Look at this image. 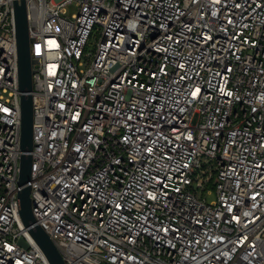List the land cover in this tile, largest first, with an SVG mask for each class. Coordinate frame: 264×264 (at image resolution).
Wrapping results in <instances>:
<instances>
[{"label":"built area","instance_id":"1","mask_svg":"<svg viewBox=\"0 0 264 264\" xmlns=\"http://www.w3.org/2000/svg\"><path fill=\"white\" fill-rule=\"evenodd\" d=\"M26 1L32 207L64 262L264 264V0ZM20 136L0 0V264H50Z\"/></svg>","mask_w":264,"mask_h":264},{"label":"water","instance_id":"2","mask_svg":"<svg viewBox=\"0 0 264 264\" xmlns=\"http://www.w3.org/2000/svg\"><path fill=\"white\" fill-rule=\"evenodd\" d=\"M15 27L18 54L19 89L21 91V159L18 184V206L24 226L42 249L50 264L65 263L57 246L39 223L33 213L31 198V174H32V149L33 141V64L38 58L31 55V41L36 40L30 37L29 29L35 26H28L30 18L29 1L14 0Z\"/></svg>","mask_w":264,"mask_h":264},{"label":"rangeland","instance_id":"3","mask_svg":"<svg viewBox=\"0 0 264 264\" xmlns=\"http://www.w3.org/2000/svg\"><path fill=\"white\" fill-rule=\"evenodd\" d=\"M214 198V195H210V196H208V199L209 200H211V199H213Z\"/></svg>","mask_w":264,"mask_h":264}]
</instances>
